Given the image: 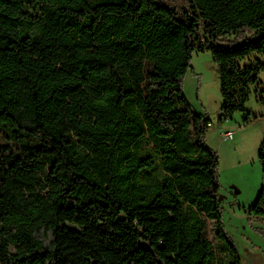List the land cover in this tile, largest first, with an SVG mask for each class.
Segmentation results:
<instances>
[{"label":"trees","instance_id":"trees-1","mask_svg":"<svg viewBox=\"0 0 264 264\" xmlns=\"http://www.w3.org/2000/svg\"><path fill=\"white\" fill-rule=\"evenodd\" d=\"M204 52L244 112L264 0H0V264H240L182 89ZM258 161L264 218V141Z\"/></svg>","mask_w":264,"mask_h":264},{"label":"rangeland","instance_id":"rangeland-1","mask_svg":"<svg viewBox=\"0 0 264 264\" xmlns=\"http://www.w3.org/2000/svg\"><path fill=\"white\" fill-rule=\"evenodd\" d=\"M260 59L264 63V57ZM258 81L262 86L252 88L245 111L227 120L222 116L220 73L211 52L193 55L191 68L182 82L183 93L194 112L212 124L208 146L219 158L218 201L223 232L238 251L240 264H264V218L249 211L263 184L258 150L264 141V104L259 101L260 90L264 89V70L259 73ZM227 132L233 133V138L223 141L222 136ZM208 238L217 246L211 223H208ZM227 253L230 255L229 250Z\"/></svg>","mask_w":264,"mask_h":264},{"label":"built area","instance_id":"built-area-1","mask_svg":"<svg viewBox=\"0 0 264 264\" xmlns=\"http://www.w3.org/2000/svg\"><path fill=\"white\" fill-rule=\"evenodd\" d=\"M232 138H233V133H231V132L224 133L222 136L223 141H229Z\"/></svg>","mask_w":264,"mask_h":264}]
</instances>
